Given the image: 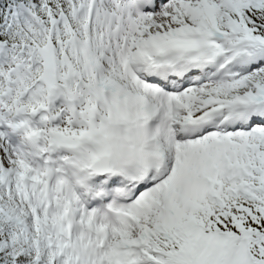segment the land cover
Returning a JSON list of instances; mask_svg holds the SVG:
<instances>
[{"label": "snow or ice", "instance_id": "obj_1", "mask_svg": "<svg viewBox=\"0 0 264 264\" xmlns=\"http://www.w3.org/2000/svg\"><path fill=\"white\" fill-rule=\"evenodd\" d=\"M0 264H264V0H0Z\"/></svg>", "mask_w": 264, "mask_h": 264}]
</instances>
